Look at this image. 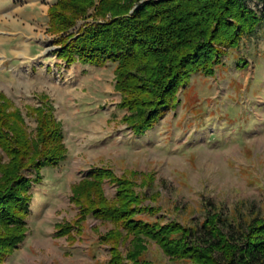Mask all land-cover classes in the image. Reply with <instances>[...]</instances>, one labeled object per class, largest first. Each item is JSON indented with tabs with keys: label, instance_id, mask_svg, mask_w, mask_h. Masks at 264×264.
Segmentation results:
<instances>
[{
	"label": "rangeland",
	"instance_id": "obj_1",
	"mask_svg": "<svg viewBox=\"0 0 264 264\" xmlns=\"http://www.w3.org/2000/svg\"><path fill=\"white\" fill-rule=\"evenodd\" d=\"M56 1L0 0V91L19 107L30 132L36 119L28 109L47 101L67 147L58 165L41 168L42 180L30 189L26 236L0 264H103L113 243L123 262H133L126 253L135 242L110 220L88 214L80 228L57 230L76 218L71 186L91 167L127 177L141 198L136 216L144 220L192 225L213 206L237 219L264 215V21L225 47L212 73L192 72L163 114L135 133L123 118L130 111L118 105L123 94L115 87V62L68 63L56 55L63 33L51 27ZM91 13L77 16L68 30L90 22ZM115 185L103 181L109 199ZM110 231L123 236L102 240ZM141 244L150 264H184L153 239Z\"/></svg>",
	"mask_w": 264,
	"mask_h": 264
},
{
	"label": "trees",
	"instance_id": "obj_2",
	"mask_svg": "<svg viewBox=\"0 0 264 264\" xmlns=\"http://www.w3.org/2000/svg\"><path fill=\"white\" fill-rule=\"evenodd\" d=\"M92 3L51 4V27L63 32L54 51L68 63L115 62V87L123 94L118 105L130 111L123 118L135 133L163 114L192 72L212 73V64L220 60L224 48L255 33L264 21V0H256L254 7L248 0H99L91 13ZM90 13V22L76 32L68 30L77 16ZM12 105L0 91V262L26 236L30 189L42 180L41 168L58 165L67 152L61 122L47 101L28 109L36 119L34 132L27 129L19 107ZM105 178L116 184L113 199L104 193ZM69 198L79 206L77 216L73 222L60 223L57 230L80 228L88 214L119 224L135 242L126 253L131 264H150L140 255L146 238L184 264H264V215L237 219L221 215L213 206L200 223L192 225L175 219L144 220L136 216L141 198L128 178L99 166L71 186ZM121 235L110 231L101 239L117 242ZM103 264L128 263L113 243Z\"/></svg>",
	"mask_w": 264,
	"mask_h": 264
}]
</instances>
